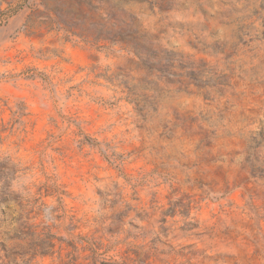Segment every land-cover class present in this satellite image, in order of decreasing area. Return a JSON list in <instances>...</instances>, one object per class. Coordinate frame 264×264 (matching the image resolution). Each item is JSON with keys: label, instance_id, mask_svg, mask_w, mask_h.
I'll return each instance as SVG.
<instances>
[{"label": "rangeland", "instance_id": "1", "mask_svg": "<svg viewBox=\"0 0 264 264\" xmlns=\"http://www.w3.org/2000/svg\"><path fill=\"white\" fill-rule=\"evenodd\" d=\"M81 5L0 0V264H264V0Z\"/></svg>", "mask_w": 264, "mask_h": 264}, {"label": "trees", "instance_id": "2", "mask_svg": "<svg viewBox=\"0 0 264 264\" xmlns=\"http://www.w3.org/2000/svg\"><path fill=\"white\" fill-rule=\"evenodd\" d=\"M86 0H78V6L80 7L79 9V16L83 17L85 15V12L82 10V5L85 4ZM135 20L132 18L130 20V23L123 24L124 27L121 28L118 33H113V27L110 26L108 27L105 36L103 37V41L109 43V44H119L122 45L125 49H130L134 52L135 56L139 59L140 63L146 66V62L148 61L147 59L150 58L151 54V47L147 46V43L145 41L146 35L140 36L138 35L137 30H132V27L134 25ZM68 23H65V25ZM69 30L73 28L72 23L67 25ZM73 35V34H72Z\"/></svg>", "mask_w": 264, "mask_h": 264}]
</instances>
